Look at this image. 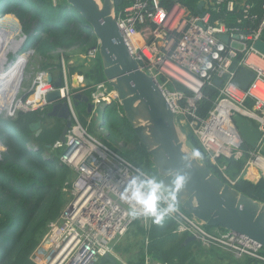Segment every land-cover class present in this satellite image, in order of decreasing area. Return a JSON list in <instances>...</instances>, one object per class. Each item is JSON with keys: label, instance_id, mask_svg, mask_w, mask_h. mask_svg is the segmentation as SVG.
<instances>
[{"label": "built area", "instance_id": "built-area-1", "mask_svg": "<svg viewBox=\"0 0 264 264\" xmlns=\"http://www.w3.org/2000/svg\"><path fill=\"white\" fill-rule=\"evenodd\" d=\"M201 2L204 4L199 9ZM254 7L250 0H197L193 7L185 0H130L113 10L131 53L142 69L158 81L173 108L177 126L183 125L193 132L224 174L227 166L220 158H247L245 178L252 168L264 177V156L260 152L264 144V52L255 47L256 41L264 39V12H253ZM235 12L243 15L236 25L223 20L228 13ZM247 18L258 21L255 28L246 32L233 27ZM223 34L229 36V42L220 38ZM99 56V42L81 55L90 65ZM242 67L256 73L246 90L234 82ZM63 69L64 83L60 88L49 82L47 72L42 71L35 76L30 98L25 103L23 98L18 100L21 111L37 112L47 103V95L59 89L73 114L65 142L59 140L55 144L64 148L57 164H67L76 172V178L64 188L71 198L60 216L49 223L31 259L34 264H97L106 253L118 256L115 242L135 221L128 216V205L120 199V192L127 178L142 169L89 132L73 104V94L90 90L94 108L89 121L97 119L98 111L114 101L124 115L116 90L107 81L86 86L83 75L70 77L65 65ZM216 79L222 80L219 94L208 115L202 117L198 108L203 89L207 84H215ZM13 113L10 111L9 115ZM236 113L258 127L260 138L256 147L243 148L233 119ZM168 216L176 222L178 232L194 236L205 247L214 246L264 262V248L252 238L220 227L209 230L205 222L180 205ZM145 264L167 263L147 257Z\"/></svg>", "mask_w": 264, "mask_h": 264}, {"label": "trees", "instance_id": "trees-1", "mask_svg": "<svg viewBox=\"0 0 264 264\" xmlns=\"http://www.w3.org/2000/svg\"><path fill=\"white\" fill-rule=\"evenodd\" d=\"M196 1L185 0L191 7ZM129 2L130 0H116L115 9L118 10ZM250 2L255 4L253 12L263 14V0ZM0 11V17L14 14L24 24L22 27L25 33L30 35L27 42L29 48L37 49L43 56L58 50L70 51L63 54L66 60L73 61L68 66L69 75L79 71L85 76L86 86L105 81L100 56L88 69L80 70L76 65L77 61H81L79 65L88 66L87 60L81 55L90 47L97 45L98 38L81 14L66 0H58V3L54 0H6ZM240 18H243V15L235 12L228 13L223 20L236 25L237 19ZM257 22L247 18L243 19L241 25L233 27L248 32L256 27ZM60 55L62 54H58L60 70L58 76L63 77ZM51 72L54 74L53 70ZM178 87L184 88L180 85ZM219 89L217 84H207L204 87L203 98L198 108L200 116L208 115ZM82 104V102L79 104V109L83 111ZM48 111L49 107H45L44 110L37 112L18 111L15 113L16 116L0 115V139L7 146V150L0 153V264H34L31 259L32 252L47 232L49 223L60 216L70 200V194L64 191V188L76 178V172L69 165H58L56 162L64 151L63 147H55L60 140L64 121L49 116ZM101 111L104 125L109 131L107 136L114 141V144H111L115 147L114 150L123 154L132 163L135 162L134 164L143 171L145 169L144 172L158 175L149 153L147 154L125 115L119 113L117 102L106 104ZM49 119H54V122H48ZM38 120H42V131L39 134L31 127ZM187 137L199 148L203 160L217 176L229 183L230 180L235 181L233 186L241 193L264 203V177L253 182L243 175L247 158L238 160L220 158L219 161H225L227 166L225 176L224 172L211 161L192 131L187 133ZM122 139L126 144L136 142V151H126L125 148L118 147L117 142ZM33 146H37L38 149H31ZM243 148L251 147L244 143ZM144 152L146 154L144 158L138 156ZM207 228L215 229L210 226ZM128 232L136 240V247L140 248L117 264H145L147 257L167 264H213L210 260L198 259V254L205 252L206 248H210L212 254L219 253L218 258H228L231 263L241 264L235 259L237 258L235 254L226 251L230 253L228 255L221 248L205 247L196 240L186 243L189 235L178 232L176 222L169 216L165 217L162 224H155L150 218L135 219ZM114 249L119 256L126 254V251L123 254L117 245ZM127 250L130 252V246ZM262 255L264 256V249ZM248 260L250 264L254 261L259 262L255 259Z\"/></svg>", "mask_w": 264, "mask_h": 264}, {"label": "water", "instance_id": "water-1", "mask_svg": "<svg viewBox=\"0 0 264 264\" xmlns=\"http://www.w3.org/2000/svg\"><path fill=\"white\" fill-rule=\"evenodd\" d=\"M66 1L81 14L97 36L105 81L118 93L124 115L149 153L158 175L165 184L171 181V175H167L169 172L179 171L187 176L184 187L177 195L180 207L207 226L245 235L264 248V203L241 193L231 183L222 180L203 157L191 161L187 159V154L198 147L192 140L180 135L176 114L161 91L158 81L142 69L131 53L113 16L116 0H103L102 5L97 0ZM203 4L204 2L199 4V9H202ZM220 38L229 42L226 34L220 35ZM255 47L264 52V39L256 41ZM23 61L26 65V60ZM255 76L253 70L242 67L234 82L246 90ZM47 78L57 88L63 85V77L47 72ZM214 83L221 85L222 80L216 79ZM72 99L74 106L82 102L87 105L88 113L93 111L94 104L87 94L75 93ZM45 105L49 107V116L64 121L60 141L65 142L67 131L73 124L72 110L65 95L57 89L47 95ZM2 108L4 107L0 111ZM233 119L243 143L252 148L256 147L260 131L254 121L239 113ZM31 127L39 134L42 131V120L34 122ZM195 240L194 236H188L186 243ZM118 261L117 256L106 253L101 256L99 263L117 264Z\"/></svg>", "mask_w": 264, "mask_h": 264}, {"label": "rangeland", "instance_id": "rangeland-1", "mask_svg": "<svg viewBox=\"0 0 264 264\" xmlns=\"http://www.w3.org/2000/svg\"><path fill=\"white\" fill-rule=\"evenodd\" d=\"M97 1L100 3V5H102L103 0H97ZM5 2H6V0H1L0 7L3 6L5 4ZM54 2L58 3V0H54ZM0 13H1V11H0ZM8 16L10 17L9 22L4 23L2 26H4L7 29L17 30L18 32H17V35H16L15 39L18 40V41L20 40V42H21V39L25 38V34H27V33H25V31H24V29L22 27V26H24V24H22V22L17 18L16 15L9 14ZM29 39H30V35L28 34V40L27 41H29ZM27 44H28L27 42L24 43L22 45L21 49L19 51H17V53L10 52L9 55H8V61L4 62V66L8 67L10 63L14 62L17 59V57H18V55L20 53L24 52V54H27V56H28V59H27L26 65H25V69H24V75H23L22 81H21L20 89H18V91H17L18 93L17 92H13V93H11L9 95L7 101L4 104V108L1 109L2 111H0V115L2 117L3 116H11V114L9 115L10 111L14 112L12 114V116L15 113L17 114L18 111H21L22 108H20L19 106L15 110L16 104L18 103V100L20 98H23L22 100H23L24 103L26 102L27 99L30 98L31 88L33 86V81L35 79V76L39 72L47 71V72L53 74L51 71L54 70L55 71V75L54 74L53 75L54 76H58V74L60 72V70L58 68V63H59L58 54L59 53L62 54V55H60L61 64L63 66L65 65V70H66L67 74H68V66L70 64H72V62H73V61L69 62L68 60H66L65 56L63 55V54L70 53V51L58 50V51H55L53 53H50V55L43 56L42 54H40L37 51V49L29 48L27 46ZM80 63H82V62L81 61H77V64H76V65L79 66L80 70L82 68L88 69L89 66H90V64H88L89 62H87L88 66H81V65H79ZM90 63H91V61H90ZM99 63H100V60H99ZM77 74L83 75V74L79 73V71H77V72L73 73L74 77ZM85 82H86V80H85ZM85 93L87 95L91 94L90 90H86ZM15 95H17V96L15 97ZM13 101H14V107L11 108L10 106H11ZM82 105H83L82 108L84 110H86L87 109V105L85 103H83ZM76 109L78 111L79 118H80L81 122L83 123V125L85 127H87L89 132L93 133L94 136L98 137L99 139H101L103 142H105L109 146L111 144H114V141L111 139V137L107 136V134H109V131L107 130L106 126L104 125V120H103V116H102V111L101 110L98 111L99 116H98L97 119H94V120L92 119L91 121H89L90 115H89V113L87 111L86 112L84 110L82 111L81 109H79V106L76 107ZM16 114H15V116H16ZM48 122L52 123V122H54V119H49ZM178 129H179L180 135L183 138H188L187 137V133H188V129L187 128H185L183 125H179ZM117 145H118V147L125 148L126 151H134V150L136 151V149H137V143L136 142H133V143H130V144H126L123 139L119 140L117 142ZM111 147H113V146L111 145ZM113 149H115V147H113ZM144 149L146 150V148H144ZM5 150H7V146H5L3 141L0 139V153L5 151ZM146 152H147V150H146ZM144 154H145V152L143 154H138V156H140L141 158H144V156L146 155V154L145 155ZM147 154H148V152H147ZM133 163H135V162H133ZM149 165H151V164L149 163ZM140 166H142V163L140 164ZM144 171H146V170L144 169ZM69 197L71 198L70 195H69ZM139 239H140V237H139ZM135 243H136V240L133 239V235L130 234V232L126 233L123 237H121L120 239H118L115 242V244L121 249V251H123V254L126 251V254L124 256H122V254H120L121 256H119L116 253L118 255V257L121 259V261H122V259L126 260V258H128L133 252L137 251L140 248L139 246L136 247ZM128 246H130V250H129L130 252H128V250H127ZM206 249L207 250L205 252H200L198 254V259L200 261L210 260L213 264H217L216 258H218L219 255H217V254H219V253L212 254L213 252L212 253L210 252V248H206ZM244 258H246V257H244Z\"/></svg>", "mask_w": 264, "mask_h": 264}, {"label": "clouds", "instance_id": "clouds-1", "mask_svg": "<svg viewBox=\"0 0 264 264\" xmlns=\"http://www.w3.org/2000/svg\"><path fill=\"white\" fill-rule=\"evenodd\" d=\"M27 40L28 34H25L22 45L28 42ZM69 76L71 77L72 75ZM88 96L90 97V95ZM45 107L47 106L44 105L42 110ZM30 148L32 149V147ZM200 158H202V153L198 148H193L187 154L189 161ZM167 175H171L172 177L169 184H165L160 175L148 174L140 169H137L134 175L127 178V182L120 192V199L128 205V216L132 220L150 218L153 223L162 224L166 216L177 211V195L184 187L187 176L179 171L175 173L169 172Z\"/></svg>", "mask_w": 264, "mask_h": 264}, {"label": "bare ground", "instance_id": "bare-ground-1", "mask_svg": "<svg viewBox=\"0 0 264 264\" xmlns=\"http://www.w3.org/2000/svg\"><path fill=\"white\" fill-rule=\"evenodd\" d=\"M9 20V16L0 17V108L2 106L4 107V104L11 93L17 92L18 89H20L25 69L23 59L26 60V62L28 59L27 54L22 52L18 55L14 62L9 64L8 67L4 66V62L8 61L9 53H17V51L21 49L22 43L25 39L22 38L21 42L20 40H16L15 37L18 31L14 29H7L2 26L4 23L9 22ZM16 96L17 95H15V97ZM21 105V102H18L16 107H20ZM10 107H14V101ZM250 172V177L253 178V176L256 174V169L252 168Z\"/></svg>", "mask_w": 264, "mask_h": 264}, {"label": "crops", "instance_id": "crops-1", "mask_svg": "<svg viewBox=\"0 0 264 264\" xmlns=\"http://www.w3.org/2000/svg\"><path fill=\"white\" fill-rule=\"evenodd\" d=\"M70 62H72V61H70ZM53 72H54V75H55V71L53 70ZM264 145V144H263ZM260 152H261V154L264 156V146H262L261 148H260ZM251 171V170H250ZM248 172V174L246 175V178L247 179H249V180H251V181H253V182H257V181H259L260 179H261V174H260V172L256 169V174L253 176V178H251L250 177V175H251V172ZM257 177V178H256ZM229 252V251H228ZM224 253H226V250L224 251ZM226 254H230V253H226ZM234 254V253H233ZM236 255V254H235ZM236 257L238 258H235L237 261H239L241 264H250V261L248 260L247 261V259L249 258L250 260H253V259H251L250 257H246V258H244V257H239V256H237L236 255ZM246 261V262H245ZM216 262H217V264H237L236 262H233V263H231L230 261H229V259L228 258H216ZM252 264H264V262L263 261H259V262H251Z\"/></svg>", "mask_w": 264, "mask_h": 264}]
</instances>
